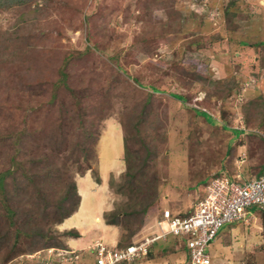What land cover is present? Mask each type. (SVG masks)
<instances>
[{
    "label": "rangeland",
    "instance_id": "1",
    "mask_svg": "<svg viewBox=\"0 0 264 264\" xmlns=\"http://www.w3.org/2000/svg\"><path fill=\"white\" fill-rule=\"evenodd\" d=\"M237 128L250 153L233 167ZM261 138L264 0L0 1V264H93L94 245L154 234L221 173L261 174ZM250 211L212 264H264ZM184 248L171 236L129 264H187Z\"/></svg>",
    "mask_w": 264,
    "mask_h": 264
},
{
    "label": "built area",
    "instance_id": "2",
    "mask_svg": "<svg viewBox=\"0 0 264 264\" xmlns=\"http://www.w3.org/2000/svg\"><path fill=\"white\" fill-rule=\"evenodd\" d=\"M203 189L205 194L200 195L191 213L171 217L166 212L164 218L157 221L160 228L153 231L154 234H146L125 247L110 248L101 242L94 245L96 264L139 261L149 255L155 242L171 236L187 245L189 264H210L207 247L224 225L248 222L249 209L253 207L264 211V173L248 180L222 173L209 180Z\"/></svg>",
    "mask_w": 264,
    "mask_h": 264
},
{
    "label": "crops",
    "instance_id": "3",
    "mask_svg": "<svg viewBox=\"0 0 264 264\" xmlns=\"http://www.w3.org/2000/svg\"><path fill=\"white\" fill-rule=\"evenodd\" d=\"M243 128H237L236 129V133H238L239 132V134L238 135H236V133H235V135H234V137H232V138H230V140H229V142H228V148H227V153H229V151L232 149L233 150V154L231 155V161H230V163H231V165H233V167H234V165H237V164H239V165H242L243 163H245V162H247V159H249V158H246L247 157V152H249L248 151V148L249 147H246V145H245V143L244 142H242L241 140H240V138L239 137H241V136H243L244 134L246 135L247 133H244V134H241L240 135V133L242 132L241 130H242ZM243 133V132H242ZM257 136H255V137H252V140L254 141H256V139H259V138H256ZM235 138H237V139H235ZM261 140V139H260ZM263 141V140H262ZM264 143V142H263ZM250 153V152H249ZM239 158L241 159L240 161H239ZM246 158V159H245ZM242 163V164H241ZM240 168L242 169V166H240ZM246 173V172H245ZM264 173V170L261 172V174H259V175H256V176H260V175H262ZM239 175L241 176V174L239 173ZM80 195H81V201H80V205H79V207H80V209L78 210V212H77V214H75L74 216H72V217H74L73 219L75 220V221H77V223H75V225L76 224H78L79 225V227H84L85 229H86V235H87V241H90L91 239H93L95 236H94V234L93 235H90L89 233L91 232V231H94L93 229H91L90 228V226H89V229H88V225H90V224H88L87 223V220H83V219H81L80 217H81V214H82V210L83 209H85V205H86V200H87V198L89 197V195L88 194H86V196L85 195H83V194H81L80 193ZM78 216V217H77ZM98 216H100V209H99V212L98 213H94L93 214V217H94V219H95V222L96 223H99V224H97L96 225V227L98 228V227H100L99 225H103V227H104V231H105V229L108 231V232H112L113 231V229H112V227L110 226V225H104V223H103V221L101 220V218L102 217H98ZM98 220V221H97ZM115 233V232H114ZM113 233V234H114ZM261 238V237H260ZM263 243V240L261 241V240H259V242H257L256 244H255V247H257L258 245H261ZM112 245H114V246H117V242H114V243H112Z\"/></svg>",
    "mask_w": 264,
    "mask_h": 264
},
{
    "label": "clouds",
    "instance_id": "4",
    "mask_svg": "<svg viewBox=\"0 0 264 264\" xmlns=\"http://www.w3.org/2000/svg\"><path fill=\"white\" fill-rule=\"evenodd\" d=\"M221 174H222V173H221ZM237 175H239V173H235L234 176H237ZM255 177H258V176H255ZM255 177H253V178H255ZM241 178H242V177H241ZM253 178H251V179H253ZM242 179H243V178H242ZM208 182H209V180H208ZM207 184H208V183L205 182V185H207ZM205 185H204V186H205ZM204 186H203V187H204ZM200 191H201V189H200ZM192 207H193V206H192ZM253 208H254V207H253ZM256 208H257V207H256ZM251 209H252V208H251ZM251 209H249L250 214L248 215V217L250 218V220H253L255 217L252 216L251 211H250ZM257 209H259V208H257ZM259 210L262 211V212L264 213L263 210H261V209H259ZM191 211H192V208H190L187 212H185V213H181V214L184 216V215H187V214L191 213ZM179 213H180V212H178V213H172L171 217H174V216H176V215L179 214ZM250 220H249V221H250ZM249 221H248V222H249ZM248 222H245V223H248ZM239 223H244V222L242 221V222H239ZM239 223H233V224H234V225H237V224H239ZM226 225H227V224H226ZM224 226H225V225H224ZM221 229H222V228H221ZM221 229H220V230H221ZM220 230H219V231H220ZM219 231H218L216 237L218 236ZM216 237H215V238H216ZM214 240H215V239H214ZM180 242H181V241H180ZM184 245H185V248H184L185 250H184V251H185V252H186V251L188 252V256H187L186 262H187V264H189V263H188V259H189V251H188L187 245H186V244H184ZM113 247H118V243H117V246H113ZM113 247H110V248H113ZM257 247H258V246H257ZM257 247H256V248H257ZM152 248H153V247H152ZM207 248H208V247H207ZM91 252H92V254L96 255V257H95V262L93 263V264H96V260H97V259H96V258H97L96 251L92 249ZM150 252H151V251H150ZM150 252H149V254H150ZM207 253L209 254L208 249H207ZM209 256H210V255H209ZM210 259H211V256H210ZM73 263H74V262H73ZM50 264H53V263H50ZM210 264H212V260H211V263H210Z\"/></svg>",
    "mask_w": 264,
    "mask_h": 264
},
{
    "label": "trees",
    "instance_id": "5",
    "mask_svg": "<svg viewBox=\"0 0 264 264\" xmlns=\"http://www.w3.org/2000/svg\"><path fill=\"white\" fill-rule=\"evenodd\" d=\"M0 1H2V0H0ZM65 77V76H64ZM179 99L180 100H183V98L182 97H179ZM87 129V128H86ZM260 137V136H259ZM261 140H263L264 141V139H262L261 138ZM4 173L3 174H0V185L4 182ZM77 188H75V190H76ZM76 193H78L77 192V190H76ZM79 203H80V201H79ZM72 215V214H71ZM71 215H68V217H70ZM67 217V218H68ZM108 224L109 225H117L116 224V222L115 221H112V222H108ZM262 239H263V243H264V222H263V232H262ZM129 245V244H128ZM128 245H126V246H128ZM121 247H125V246H123V245H120ZM262 246V245H261ZM262 249L264 250V244H263V246H262ZM253 254V253H252ZM252 254L249 256V257H251L252 256ZM257 260H258V257L257 256H253L252 258H251V263H256L257 264Z\"/></svg>",
    "mask_w": 264,
    "mask_h": 264
}]
</instances>
